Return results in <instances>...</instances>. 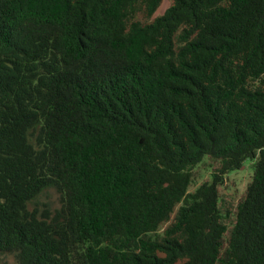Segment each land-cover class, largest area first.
<instances>
[{
    "label": "trees",
    "instance_id": "1",
    "mask_svg": "<svg viewBox=\"0 0 264 264\" xmlns=\"http://www.w3.org/2000/svg\"><path fill=\"white\" fill-rule=\"evenodd\" d=\"M162 2L0 0V256L264 264V0Z\"/></svg>",
    "mask_w": 264,
    "mask_h": 264
},
{
    "label": "rangeland",
    "instance_id": "2",
    "mask_svg": "<svg viewBox=\"0 0 264 264\" xmlns=\"http://www.w3.org/2000/svg\"><path fill=\"white\" fill-rule=\"evenodd\" d=\"M172 0H163L156 15L162 14L171 4ZM255 159H247L244 165L238 169L227 173L224 177V183L219 186L220 192V207L222 213L229 215L226 217L228 227H232L236 221L237 206L244 198L245 192L249 182L252 179L254 173ZM219 167V162L207 157L205 160L195 168V180L190 186V190H194L197 186L205 181L211 180L212 173ZM51 199L53 205H59L58 194L55 191L51 192ZM175 212L172 214V217ZM168 223H165L161 230H163ZM0 264H16L15 259L12 256H0Z\"/></svg>",
    "mask_w": 264,
    "mask_h": 264
}]
</instances>
